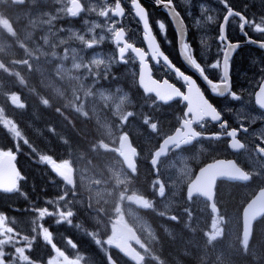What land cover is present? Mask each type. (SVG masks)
I'll list each match as a JSON object with an SVG mask.
<instances>
[{
    "label": "flooded vegetation",
    "instance_id": "obj_1",
    "mask_svg": "<svg viewBox=\"0 0 264 264\" xmlns=\"http://www.w3.org/2000/svg\"><path fill=\"white\" fill-rule=\"evenodd\" d=\"M74 1L78 12L71 7ZM208 1V13L211 12L215 20L200 32L196 29L197 21L202 24L204 20L196 11L200 4H207L205 1L191 0L190 4H185L183 0H172V5L183 16L187 28L185 42L192 48L193 57L214 83L220 82L222 72L209 65L216 60L222 63L223 53L219 48L222 44L237 45L230 59L229 80L231 91L239 100L228 94L223 97L214 94L199 73L183 60L179 36L168 13L155 0H139L161 51L172 65L196 81L205 99L221 115L220 121L206 118L202 126L185 114L187 104L179 97L168 100L164 95L144 91L139 84L144 72L131 51L125 54L126 62L119 60V47L107 30L113 25L117 30L124 29V41L145 52L152 79L161 84L167 80L187 93V86L177 79L174 71L163 61L157 64L152 60L144 39L143 23L135 15L131 0H119L124 9L121 17L111 12L108 17L101 15L107 13L108 8H114L117 0H107V3L105 0H0V31L7 26L10 36L14 30L17 33L15 43L5 39V45L35 48V66L30 65L24 81L28 80L32 89L35 142L47 151L40 154L45 158L47 169L65 183L72 195L99 202L104 201L95 193L98 186L117 188V177L129 180L130 187L136 189L133 205L158 232L154 245L146 241L145 235L138 236L134 243L141 250L162 246V234L169 237L164 229L176 228L170 224L178 214L212 213L209 200L199 193H190L189 186L195 180L197 184H213L212 165L217 160L224 162L220 165L222 173H228L230 162H235L244 180L216 178L213 186L216 216L220 212L229 215L227 186L236 184L238 188L234 190H238V194L230 196L239 197L235 212L241 217L242 236L246 203L254 195L258 200L264 199V137L258 135L264 131V109L255 104L256 91L264 79V51L246 43L248 38L264 41V33H257L246 25L245 35L239 27V18L230 17L225 28L226 39L220 41V24L227 9L218 0ZM227 3L239 13L247 11L252 23L260 22L261 18L253 10L260 5L258 0H227ZM34 16L45 23L35 27L33 38L29 40L20 28ZM158 22L165 24L166 34H161ZM202 37L207 41V49L200 42ZM104 54L110 57V63L101 57ZM5 60L6 49L0 47V65ZM15 68L21 79L23 71ZM4 71L0 66V74ZM17 87L25 86L17 80ZM112 94L113 97H108ZM221 123L226 127L221 128ZM233 129L237 134L229 137L227 133ZM112 136L117 139L104 140ZM233 144L239 146L233 147ZM40 155L35 159L36 166L40 165L37 160ZM100 177L101 182L91 190L89 180ZM50 212L53 214L48 225L52 229L60 223V214L68 217V213L76 210L56 206ZM128 220L133 221L130 215ZM130 225L138 231L135 222ZM51 236L53 244L63 242V238L53 233ZM197 241L194 238L195 245ZM247 245L264 249V213L254 222Z\"/></svg>",
    "mask_w": 264,
    "mask_h": 264
},
{
    "label": "trees",
    "instance_id": "obj_2",
    "mask_svg": "<svg viewBox=\"0 0 264 264\" xmlns=\"http://www.w3.org/2000/svg\"><path fill=\"white\" fill-rule=\"evenodd\" d=\"M0 66L6 71L5 74H0V152L12 150L16 154L17 163L23 174L18 191L10 193L0 191V214L5 217L4 227L11 228L16 238L21 241L18 246H25L23 237H28L32 242L31 249L26 252L30 260L34 264H47L48 260L55 256V250L41 238L39 232L40 228H49L50 216L46 217L44 225H41V217L37 213L38 210L47 207L54 209L57 202L53 199L56 196V192L53 193L54 188L46 185L49 172L45 167L39 170L42 173L35 178L36 154L46 150L35 142V127L31 117L34 108L32 89L28 85V80L24 81L23 73L20 79L12 62L5 60ZM15 77L18 81L21 80L25 87L16 88ZM15 93L21 95L20 105L11 102V95ZM229 194H238V190L229 187ZM233 198L239 199V197ZM228 203L230 206L234 204L229 200ZM68 206L73 210L72 204ZM112 214L113 211L108 204H94L87 199L85 211L78 212L77 216L71 214V224L61 222L49 229L56 237L63 238V242L58 243L57 248L70 259L77 260L79 264H130L108 240L111 234ZM177 224L182 226L178 222ZM173 231L174 237L162 234V246L147 251L143 264H215L217 262V258L212 254L209 259L202 261L203 253L195 254L192 252L193 247H187L186 239L194 240V238L187 235L185 228L178 229L176 226ZM69 241L74 242L76 248H73ZM193 246L196 248L194 244ZM204 248L207 253L213 250L211 243H206ZM242 250L239 240L237 248L229 255L228 263L222 264H251L249 252ZM6 251L11 253L12 248L6 246Z\"/></svg>",
    "mask_w": 264,
    "mask_h": 264
},
{
    "label": "snow or ice",
    "instance_id": "obj_3",
    "mask_svg": "<svg viewBox=\"0 0 264 264\" xmlns=\"http://www.w3.org/2000/svg\"><path fill=\"white\" fill-rule=\"evenodd\" d=\"M185 4H190L191 0H183ZM219 3L223 4V6L227 9V14L224 16L225 24L228 22L230 17H238L239 18V27L243 31L245 25H250L255 32L264 33V18H261L259 23H252L248 19H246L241 13L234 12L231 7H229L227 0H218ZM107 3V0H105ZM132 8L134 9L135 15L139 18V20L143 23L144 28V39L148 44V48L151 53V58L154 62L159 64L163 61L164 65L170 70L175 72L177 79L183 81V83L187 86V93L181 92V90L174 85L170 84L167 80H164L163 83H159L156 80L152 79L151 72L148 68V64L145 59V52L135 47L131 43H127L124 41L125 31L123 28L117 30L114 25L112 27H108V32L112 33L113 42L119 47V60L121 62H126L125 54L128 51H131L135 55V58H138L140 63V70L145 73L148 78V81L153 84L156 89V94L164 95L168 100L179 97L181 100L185 101L187 104L186 115L189 116L193 123L202 125V122L206 118H210L212 121H220L221 115L217 111L215 107L204 97L201 89L197 86L196 81L191 77L187 76L182 72L179 68H176L171 64L167 55L161 51L159 44L156 42L155 37L152 34L151 28L148 23L147 12L139 3V0H131ZM157 5H163L164 9L168 12V15L172 18L176 31L179 35V44H180V52L183 57V60L195 69L201 78L207 83L210 87L211 91L218 96H225L226 94L230 95L233 99L239 100L240 97L236 95V93L231 91V85L229 80V67H230V59L232 57L233 51L237 47V45H233L231 43L222 44L219 48V51L223 53L222 63L220 60H216V62L209 65L211 69H220L222 75L220 77L219 83H214L209 77L205 74V69L201 67V65L197 62V60L193 57V50L189 46L188 43L185 42L186 33L184 22L180 18L179 13L172 6V0H155ZM200 12L202 14V18L205 22H214L215 17L213 15H204L209 11L207 5L200 4ZM214 11V10H213ZM109 12L112 13L113 16L121 17L124 15V9L121 7L119 0L115 3L114 8H108L107 13H101L105 17H108ZM189 15L191 13L189 12ZM198 27H203L200 21H197ZM158 27L161 31V34H166V26L163 22H158ZM224 26L222 25L220 28L219 40L225 41L226 37L224 35ZM247 35V33H244ZM101 39L100 42H102ZM207 49L208 44L206 39L203 37L200 41ZM249 43H256V41L249 39ZM123 46H120V45ZM92 46H95L93 44ZM260 48L264 49V42L259 43ZM255 104L260 108L264 109V84H262L259 88V91L255 94ZM255 118H253L254 120ZM221 128H225L226 124L221 123ZM244 130H247L246 128ZM237 134L235 129L229 131L227 135L229 137H234ZM259 136L264 137V131H261ZM219 138V137H216ZM233 147H238V144H233ZM42 162H45L42 158ZM23 179L20 173L17 171L15 173V178L10 181L0 182V190L4 192H13L18 191V181ZM39 216L43 218L46 215H52L53 213L49 212L47 208L40 209ZM71 213H68V218H66L63 214L59 215L58 222L68 221L70 223ZM5 217L0 214V264H34L32 260H30L29 256L26 255L31 249L32 242L28 239V237H23V243L25 246H18L20 244V240L16 238L13 234V230L11 228L4 227ZM35 230V229H34ZM43 239L47 241L48 244L52 246L55 250V258L49 259L47 264H66L65 261V253L56 247L55 244L52 243V236L48 229H42ZM69 244L73 248H76V245L69 241ZM6 246L12 248V252L9 253L6 251ZM7 257V259H6Z\"/></svg>",
    "mask_w": 264,
    "mask_h": 264
},
{
    "label": "rangeland",
    "instance_id": "obj_4",
    "mask_svg": "<svg viewBox=\"0 0 264 264\" xmlns=\"http://www.w3.org/2000/svg\"><path fill=\"white\" fill-rule=\"evenodd\" d=\"M45 22H43L41 19L37 20L36 16L30 18L29 22L22 26L20 28L22 34L25 38L31 40L33 38L34 30L37 25H42ZM5 37V38H4ZM5 39L11 40V42L14 44L17 39V33L13 32V34L10 36L7 32V27H5L4 31H0V47L1 49H6V57L7 59L12 62L16 67L21 69L24 74L28 75V71L31 66H35L33 63V60L35 59V48H30V46L22 47L21 49L8 47L5 45ZM50 40V38H49ZM101 57L105 58L108 63H110V57L106 56L105 54ZM6 73V71H4ZM13 95V94H12ZM11 95V96H12ZM108 97H113L112 95H109ZM120 100L116 102V106L118 107ZM37 136H42L40 134H36ZM45 137L43 136V139ZM117 139L116 136H112V139L105 138L104 140L107 141H114ZM106 146L108 144L103 143ZM1 153V152H0ZM39 161V158H37ZM109 168V165L107 164V170ZM41 168L38 167L35 173V178L39 177L42 173V171H39ZM34 170V171H35ZM128 174V173H127ZM126 174V175H127ZM100 178L90 179V186L91 190L94 189L97 184L100 181ZM49 177L47 179L48 183ZM117 182V188H111L110 186H98L95 193L99 196L98 199H103L104 202L112 203L115 205L114 212L115 215H118L122 219L126 220L128 219V215H130L133 219V221H127L129 224H133V222L136 223V226L138 227V232L140 235L146 237V241L154 245V239L157 237L158 232L154 227H151L145 218L142 217L140 213L137 212V207L133 205L132 201L134 200L135 194L133 192H136V189L130 187V182L125 177L123 179L116 178ZM47 185V184H46ZM51 187L60 188L59 184L52 185ZM66 194H63L65 196ZM76 200H79L80 204H83L82 198H76ZM75 200V201H76ZM229 201H233L235 206H238L239 201L235 200L232 196L228 197ZM65 201V198H62V202ZM77 202V201H76ZM61 206V205H60ZM63 206H61L62 208ZM133 213H135L133 215ZM178 218V217H176ZM182 223L180 228H185V231H187V235L189 237L197 238L198 244L195 245L193 240L186 239V245L188 248L193 247L194 251H192L195 254H201L203 253L202 261H205L206 259H209L211 254L214 255L217 258V261L219 264L222 263H228V261L224 258L229 256L231 252H233L239 243V240H243V237L241 236L239 224H238V217L233 215V212L229 215L220 214L219 216H216V213H208L206 211H203L202 213H193V216H186L182 218ZM152 225H155L152 223ZM117 224L112 223L111 224V234L108 237V240L110 243L114 242L117 236L119 235L116 227ZM170 226H176L173 224H170ZM3 229H0L2 231ZM165 233H167L170 237H174V231L164 229ZM43 237V234H42ZM142 241V240H141ZM210 242H217L219 245L215 246L213 250H210L208 253L205 251V248L201 245L205 246L206 243ZM244 243H246L244 241ZM193 244L196 246V248L193 246ZM247 244V243H246ZM158 247V246H157ZM154 247V248H157ZM260 248V247H259ZM252 256L254 257V260L260 259L261 263L264 264V249H258V247H253L251 251ZM55 258V257H54ZM66 264H78V261L71 260L66 258L65 256ZM256 264V263H253Z\"/></svg>",
    "mask_w": 264,
    "mask_h": 264
},
{
    "label": "water",
    "instance_id": "obj_5",
    "mask_svg": "<svg viewBox=\"0 0 264 264\" xmlns=\"http://www.w3.org/2000/svg\"><path fill=\"white\" fill-rule=\"evenodd\" d=\"M171 20H172V18H171ZM172 22H173V20H172ZM173 25L175 26L174 22H173ZM221 25L225 26L224 20H223ZM184 27H185V25H184ZM175 29H176V27H175ZM185 33H187L186 27H185ZM178 41H179V38H178ZM259 43H261V42L256 41V43H253V44L258 46ZM141 76L143 78H142V81H140V85L144 88V90L147 92H151V91L155 92L156 89L154 88L153 84L148 81L147 76L144 73H142ZM262 84H264V81ZM12 99L14 101H18V96H13ZM217 165H218L217 162H215L213 164L214 167H217ZM17 171L20 173V169H19L17 162H16V159H15V154L12 152H9V151L3 152L0 155V182H6V181L13 180L15 178V173ZM207 185L208 184H197L196 182H194L190 186V193L199 192L201 194H204L205 196H210L207 191L203 190V187L207 186ZM206 188L211 190L213 187L209 186ZM255 203H256V199L253 198L246 205L244 212H243L244 231H245V235L247 237L249 236L250 231L252 229L253 221L260 215V214H258V215L254 214ZM114 221L118 223V226H119L118 231L120 232V237H121L115 243V247L127 259L131 260L132 262L139 264L143 260V255L138 250H136L131 245V243L129 242L131 239L135 238V230L132 227L126 225L124 222L120 221L119 219H114Z\"/></svg>",
    "mask_w": 264,
    "mask_h": 264
},
{
    "label": "bare ground",
    "instance_id": "obj_6",
    "mask_svg": "<svg viewBox=\"0 0 264 264\" xmlns=\"http://www.w3.org/2000/svg\"><path fill=\"white\" fill-rule=\"evenodd\" d=\"M73 128L75 129V127H73ZM74 133L76 134V132H74ZM28 134H29V133H28ZM79 134H80V133H79ZM89 135H90V134H89ZM89 135H88V136H89ZM31 136H32V135H31ZM79 136H81V134H80ZM79 136H77V137H78V141L80 140V139H79ZM74 137H75V136H74ZM90 137H91V136H90ZM82 138H83V136H82ZM87 138H89V137H87ZM38 140H39V139H38ZM88 140H89V139H88ZM88 140H87V141H88ZM91 140H93V139H91ZM89 141H90V140H89ZM83 144H84V143H83ZM56 148H57V147H56ZM81 150H82V149H81ZM56 151H57V150H56ZM58 151H59V149H58ZM58 151H57V152H58Z\"/></svg>",
    "mask_w": 264,
    "mask_h": 264
}]
</instances>
